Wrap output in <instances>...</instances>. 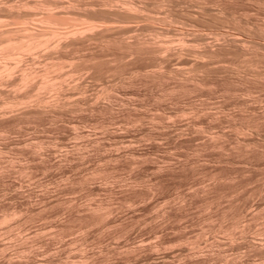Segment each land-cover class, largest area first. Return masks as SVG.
Segmentation results:
<instances>
[{
  "label": "rangeland",
  "instance_id": "rangeland-1",
  "mask_svg": "<svg viewBox=\"0 0 264 264\" xmlns=\"http://www.w3.org/2000/svg\"><path fill=\"white\" fill-rule=\"evenodd\" d=\"M0 264H264V0H0Z\"/></svg>",
  "mask_w": 264,
  "mask_h": 264
},
{
  "label": "bare ground",
  "instance_id": "bare-ground-1",
  "mask_svg": "<svg viewBox=\"0 0 264 264\" xmlns=\"http://www.w3.org/2000/svg\"><path fill=\"white\" fill-rule=\"evenodd\" d=\"M34 33H35V32H34ZM22 34H23V33H22ZM26 35H27V34H26ZM8 36H9V35H8ZM23 37H24V36H23ZM8 38H9V37H8ZM13 38H14V37H13ZM30 39H31V38H30ZM12 42H13V41H12ZM10 43H11V42H10ZM18 43H19V42H18ZM18 43H17V44H18ZM31 43H32V42H31ZM12 44H13V43H12ZM14 44H15V43H14ZM19 44H20V43H19ZM25 44H26V43H25ZM32 44H33V43H32ZM10 45H11V44H10ZM27 45H28V44H27ZM14 46H15V45H14ZM14 46H13V47H14ZM16 46H17V45H16ZM18 46H19V45H18ZM13 47H12V48H13ZM22 47H23V46H22ZM19 48H20V47H19ZM28 48H29V46H28ZM14 49H16V48H14ZM17 49H18V48H17ZM21 49H22V48H21ZM11 50H12V49H11ZM28 78H29V77H28ZM29 79H30V78H29ZM43 82H44V81H43ZM48 85H49V84H48Z\"/></svg>",
  "mask_w": 264,
  "mask_h": 264
}]
</instances>
